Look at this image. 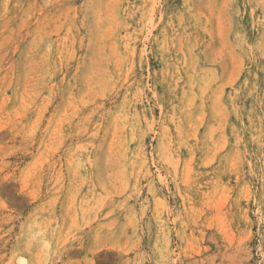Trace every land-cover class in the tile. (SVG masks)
<instances>
[{"label":"rangeland","instance_id":"rangeland-1","mask_svg":"<svg viewBox=\"0 0 264 264\" xmlns=\"http://www.w3.org/2000/svg\"><path fill=\"white\" fill-rule=\"evenodd\" d=\"M0 264H264V0H0Z\"/></svg>","mask_w":264,"mask_h":264},{"label":"clouds","instance_id":"clouds-1","mask_svg":"<svg viewBox=\"0 0 264 264\" xmlns=\"http://www.w3.org/2000/svg\"><path fill=\"white\" fill-rule=\"evenodd\" d=\"M48 226L43 223H31L26 227L25 238L29 241L32 249L45 251L48 236Z\"/></svg>","mask_w":264,"mask_h":264},{"label":"bare ground","instance_id":"bare-ground-1","mask_svg":"<svg viewBox=\"0 0 264 264\" xmlns=\"http://www.w3.org/2000/svg\"><path fill=\"white\" fill-rule=\"evenodd\" d=\"M184 13V12H183Z\"/></svg>","mask_w":264,"mask_h":264}]
</instances>
